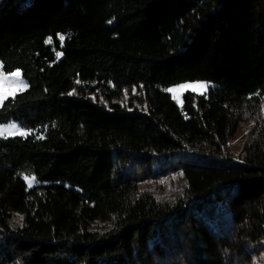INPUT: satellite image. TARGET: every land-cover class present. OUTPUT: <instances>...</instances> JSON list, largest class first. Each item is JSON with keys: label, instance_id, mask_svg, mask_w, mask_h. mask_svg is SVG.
Masks as SVG:
<instances>
[{"label": "trees", "instance_id": "obj_1", "mask_svg": "<svg viewBox=\"0 0 264 264\" xmlns=\"http://www.w3.org/2000/svg\"><path fill=\"white\" fill-rule=\"evenodd\" d=\"M0 64L29 85L0 124L37 133L0 139V264L264 260V0H3Z\"/></svg>", "mask_w": 264, "mask_h": 264}, {"label": "rangeland", "instance_id": "obj_2", "mask_svg": "<svg viewBox=\"0 0 264 264\" xmlns=\"http://www.w3.org/2000/svg\"><path fill=\"white\" fill-rule=\"evenodd\" d=\"M2 1L3 0H0V5L2 4ZM0 65H2V64H0ZM0 72L5 74L3 72L2 68H0ZM19 72L21 73L19 83L22 85H26V87H22L19 91H16L14 96L19 94V93L26 91L29 88L28 82L23 78L22 72L21 71H19ZM6 75H10V74H6ZM198 83L206 84L207 85L206 90H204V89L193 90L191 88H188V89H183L181 91H177L176 93H172V92L168 91V89H172V88L179 89V88H181L182 85H185V84H198ZM99 84L100 83L98 82L97 85H99ZM212 87H213L212 83L205 82V81L185 82V83L175 85V86H172V87L166 89V92L169 93L172 96L175 103L179 107L182 108L184 105V95L186 93H195L197 95H204V94L208 93ZM10 97H13V95H8V97L5 99V101ZM260 112H261L260 119L264 120V101L261 105ZM256 121H257V119L248 117L241 124L240 129L238 131V134H237V136H236V138L232 144V150L236 155L239 154L241 151H243L245 145L247 144V142L249 140L250 134L253 133V129L256 126L255 125ZM20 132H24L25 135H23V136L18 135V133H20ZM35 132H36L35 130L24 128L20 124L15 123V122H10L8 124H0V139H7V138H13V137L26 138V137L33 136V135L37 134ZM38 135H40V134H38ZM164 170L165 169H163L162 167L157 166V172L158 173H162V172H164ZM25 177L32 178L35 176L27 175V174L23 175V179L26 182L28 189H33L34 187L39 185V182H38L37 178L35 177V181L31 184V186H29L28 181L25 179ZM163 181L164 180H162V178H157V180L154 181L156 183L142 185V188H150L151 190L156 192V191H158V187L164 183L166 185V187L164 189L160 188V190H162L163 195L167 196L171 192L170 187L174 188L177 185V181L176 180H174V182H170L169 180L164 181V182ZM213 199H214V197H213ZM216 204L217 203L214 202V200L212 202V200L208 199L202 204L192 206L191 209L193 211H195L196 213L202 212L204 214L206 213L207 215H209V217H210L209 222L212 226V229L215 232H217V231L221 232V231H224L225 225L228 223V219H225L226 221L224 220V222L221 221V218L219 217V215L221 213H226V210L222 207L221 204H217V206H216ZM222 223H224L223 226L221 225ZM256 255L257 254L255 253L254 256H255L257 264H264V260L259 261V259L257 258Z\"/></svg>", "mask_w": 264, "mask_h": 264}, {"label": "snow or ice", "instance_id": "obj_3", "mask_svg": "<svg viewBox=\"0 0 264 264\" xmlns=\"http://www.w3.org/2000/svg\"><path fill=\"white\" fill-rule=\"evenodd\" d=\"M109 23H111V21H109ZM59 39L61 40V43H62L65 37L61 35ZM0 68H2V65H0ZM20 77H21V73L19 72V70L11 73L10 75H6L0 72V107H3L4 101L8 97V95L14 96L16 91H19L22 87H26V85H22L19 83ZM188 88H191L193 90H196V89L206 90L207 85L204 83L185 84V85H182L181 88L179 89L172 88V89H168V91L172 93H176L177 91H181L183 89H188ZM18 135L23 136L25 135V133L20 132L18 133ZM25 179L28 181L29 186H31V184L35 181V177H32V178L25 177Z\"/></svg>", "mask_w": 264, "mask_h": 264}]
</instances>
